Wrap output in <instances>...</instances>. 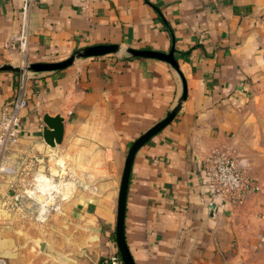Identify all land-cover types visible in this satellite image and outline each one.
Masks as SVG:
<instances>
[{
  "label": "crops",
  "instance_id": "0c3cea01",
  "mask_svg": "<svg viewBox=\"0 0 264 264\" xmlns=\"http://www.w3.org/2000/svg\"><path fill=\"white\" fill-rule=\"evenodd\" d=\"M20 7V0H0V65L18 67L24 58L12 45ZM164 21L180 74L165 61L124 51H169ZM29 24L30 63L61 61L100 43L122 49L23 78L21 132L4 156L16 171L1 178L0 192L42 174L59 187L49 197L62 209L43 217L61 226L36 227L51 264H90L87 251L91 264L104 259L103 231L115 234L127 151L175 105L182 78L181 109L133 158L124 234L134 264H264V0H35ZM18 72L0 70V114L22 81ZM44 115L63 119L54 147L43 140ZM214 150L234 155L258 189L236 203L219 197L208 208L202 160ZM20 169L31 182L27 174L17 178ZM0 220L15 218L6 212ZM55 233L60 243L46 237ZM11 246L5 241L0 249Z\"/></svg>",
  "mask_w": 264,
  "mask_h": 264
},
{
  "label": "rangeland",
  "instance_id": "374dc122",
  "mask_svg": "<svg viewBox=\"0 0 264 264\" xmlns=\"http://www.w3.org/2000/svg\"><path fill=\"white\" fill-rule=\"evenodd\" d=\"M29 63L28 58L24 57L16 65L23 68ZM31 73V71H19L18 79L20 80L22 77L29 76ZM259 104L261 105L262 115H264V88ZM30 160L34 159H28L25 164L29 165V163H31ZM21 170L24 169H20L17 173V178L20 179L22 178V175L27 174L26 176L31 182L33 176L30 175L29 171L28 173L25 172L22 174ZM28 170H31V168ZM41 176L44 175L42 174ZM1 178L2 177H0V183L2 181ZM32 182L33 183L25 182L26 187L23 188L21 186L16 188L15 186H12V184L11 187L9 186L8 192H0V214L8 212L9 216L12 215L15 218V221L9 223L10 225L8 222H5L6 220H0V247L2 246V242L4 243L5 241H10L12 243L11 247H3L0 249L6 251L7 253H11L8 255L5 254L6 252H0V260L4 262L3 264H51L50 258H48L45 254H42L40 250L41 244H39L38 241L39 235L36 227L42 226L47 221L53 223L55 227L61 226L62 220L58 218L41 220V216L47 217L53 214L56 215L62 209V204L60 202L56 203V199L54 200L49 197L50 192L59 191V187H53L49 180L45 182L43 179L41 180V178L39 181ZM44 185L47 186L45 190H42V186ZM15 193L20 194L19 200L16 204H2L7 195H14ZM18 224L19 226H17ZM14 228L17 231H15ZM61 236V234L55 233L46 237L52 238L54 243H60L62 240ZM103 236L107 241V244L104 243V246L109 248L107 254L104 256V259H110V257L118 251L115 243V234L103 231ZM87 252L88 254L86 255V259L88 263L91 264L94 262L92 259V254L94 253L89 251Z\"/></svg>",
  "mask_w": 264,
  "mask_h": 264
},
{
  "label": "built area",
  "instance_id": "2783aa9c",
  "mask_svg": "<svg viewBox=\"0 0 264 264\" xmlns=\"http://www.w3.org/2000/svg\"><path fill=\"white\" fill-rule=\"evenodd\" d=\"M21 7L19 10L20 26L17 34L12 38L13 47L25 56L29 36L30 24L29 16L35 0H20ZM25 67V66H24ZM25 72V71H24ZM19 81L16 92L11 102L1 108L0 114V177L8 176L15 173V167L4 163V156L8 149L17 142L20 136V112L26 106L24 81ZM203 167L208 175L209 199L208 208L215 205L219 197H223L231 203H236L243 197L258 187L256 183L248 177L234 155L222 150H214L203 157ZM20 194L15 193L13 196L3 200L2 204H16ZM4 262L0 260V264ZM111 264H120L118 255L113 254L110 257Z\"/></svg>",
  "mask_w": 264,
  "mask_h": 264
},
{
  "label": "water",
  "instance_id": "95a60500",
  "mask_svg": "<svg viewBox=\"0 0 264 264\" xmlns=\"http://www.w3.org/2000/svg\"><path fill=\"white\" fill-rule=\"evenodd\" d=\"M121 51H122L121 47L117 44L100 43V44L90 45L80 50H77L68 58L61 61L30 63L23 68L15 67L10 64H3L0 65V70H11V71H21V72L56 71L70 66L78 58L97 57L107 54H116ZM124 51L133 57H147V58H153V59L165 61L168 64H170L180 74L178 62L174 57L175 49L173 42L171 44L170 50L167 52L157 51L152 49H134V48H128L125 49ZM182 83H183V91L181 96L177 99L175 105L167 112V114L161 120L156 122L152 127H150L148 130L143 132L133 141L125 157L121 179H120L119 191H118L116 222H115V243L123 264H134V261L126 244V239L124 234L126 195H127V188H128V182H129L133 158L138 148L142 146L144 143H146L153 135L158 133L166 125H168L176 116L178 111L181 109V106L186 98V83L183 78H182ZM43 122L45 124L42 133L44 142L50 147H54L56 144H60L63 137L62 117L60 115H54V116L44 115ZM41 249H42V245H41Z\"/></svg>",
  "mask_w": 264,
  "mask_h": 264
},
{
  "label": "trees",
  "instance_id": "16d2710c",
  "mask_svg": "<svg viewBox=\"0 0 264 264\" xmlns=\"http://www.w3.org/2000/svg\"><path fill=\"white\" fill-rule=\"evenodd\" d=\"M164 23H165V27H166V29L168 30V32H169V34H170V37H171V39H172V42H173V40H174V37H173V31H172V29L169 27V25L164 21ZM15 72H18V71H15ZM116 255H118L119 256V258H120V255H119V252L118 251H116V253H115ZM98 264H111L110 263V259H100L99 261H98ZM120 264H123L122 263V261H121V258H120Z\"/></svg>",
  "mask_w": 264,
  "mask_h": 264
},
{
  "label": "bare ground",
  "instance_id": "6f19581e",
  "mask_svg": "<svg viewBox=\"0 0 264 264\" xmlns=\"http://www.w3.org/2000/svg\"><path fill=\"white\" fill-rule=\"evenodd\" d=\"M40 178H41V180L43 179L45 182H47L48 181V179L45 177V176H40ZM51 182V181H50ZM44 184V183H43ZM46 186L47 185H44V186H42V190H45V188H46ZM51 189V188H50ZM30 196V195H29ZM51 200V199H50ZM50 202V201H49ZM54 202V201H53ZM48 203V202H47ZM50 203H52V202H50ZM44 204V203H43ZM43 209H45V208H43ZM42 212V211H41ZM41 216V215H40ZM43 218V219H42ZM41 220H44V217L43 216H41Z\"/></svg>",
  "mask_w": 264,
  "mask_h": 264
}]
</instances>
